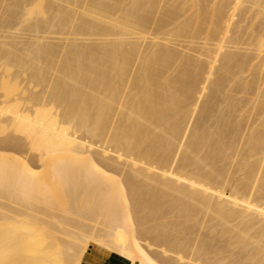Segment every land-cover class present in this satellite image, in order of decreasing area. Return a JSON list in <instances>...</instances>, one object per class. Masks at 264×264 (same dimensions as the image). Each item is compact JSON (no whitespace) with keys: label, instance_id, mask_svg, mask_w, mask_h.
Listing matches in <instances>:
<instances>
[{"label":"bare ground","instance_id":"obj_1","mask_svg":"<svg viewBox=\"0 0 264 264\" xmlns=\"http://www.w3.org/2000/svg\"><path fill=\"white\" fill-rule=\"evenodd\" d=\"M12 1L0 31L34 36L19 50L0 35V134L20 137L0 143L19 154L0 155V199L19 207L0 206V264H264V60L244 49L264 56V14L244 46L238 25L261 2L189 0L184 15L160 0L158 19L159 0ZM189 34L198 53L168 46ZM51 186L59 217L38 206Z\"/></svg>","mask_w":264,"mask_h":264},{"label":"rangeland","instance_id":"obj_2","mask_svg":"<svg viewBox=\"0 0 264 264\" xmlns=\"http://www.w3.org/2000/svg\"><path fill=\"white\" fill-rule=\"evenodd\" d=\"M2 1H3L2 4H1V2H0V6H1V7H0V10H1V8H4V9H5V6H7V5H5V4H6V0H2ZM7 1H8L9 3H11V4H12V2H13L12 0H11L12 2H10V0H7ZM167 1H168V0H167ZM173 1H176V0H170V1H169V4L171 5L172 3H175V2H173ZM178 1H179V2H178ZM178 1H176L177 3H175V4H179L180 2H183L182 0H178ZM198 1H199V0H198ZM198 1H197V2H198ZM202 1H203V2H202ZM202 1H201V2L199 1V2H198V3H199V5H198L199 7H200V6H201V7H202V6H205L206 4L209 3V6L211 5L210 7L212 8L213 5H215V4H217V3L219 4V2L222 3V2H224V1H225L224 3H226L227 1H230V2L232 1V2L234 3L233 0H218V1H217V0H214L215 2L212 1V0H202ZM204 1H205L206 3H205ZM258 1H259L258 3L261 2L260 5H261L262 7H260V6H258V7L255 6V7H254V5H252L253 9H251L252 7L250 6V5H251L250 3H247V4H246V3H243V5H244V4H245V5H244V6L242 5V7H241V8L246 7V8H245V11H246L247 8L250 6V7L248 8V11H250V14L247 13L246 15H248V16H247V19L249 18V19H251L250 21H252V22H250L249 19H248V20L246 19V20H247V21H246V20H245V18H246L245 16H246V15H245L244 18H243V20H244L245 22L242 20V21L244 22V24L241 23V22L238 23V25L240 24L241 28L244 29V31H246V32H244V31L242 30V31H243L242 33H244V34H243V35L241 34V37H240V39L243 38V40H241V42H240L241 44L243 43V46H244V44H245V41H244V40H247V38L250 37V36H248V34H251V32H250V33H249V32L247 33V31H248V30H251L250 28L253 27L254 31H255V30H256V31L258 30L257 32H260V29H261L260 27H261V25H263V24H261V23L263 22L264 19L262 20L260 16H257V17H256L255 14H256V13H261V12H262V14H264V7H263V6H264V5H263V4H264V3H263L264 1H263V0H258ZM8 2H7V4H8L7 7H8V9L5 10L6 12L3 11L4 9L1 10V11L4 13V15H3V17L0 16V18H1V19H2V18L4 19V18H6V16L8 15L9 17H7L6 20L8 19L7 21H10V22L13 21L14 24H16L18 21L14 20V17L12 16L16 11H11V10H14V9H11V8H16V7H15V6L13 7V5L11 6V4L9 5ZM159 2H160V0H159ZM159 2H158V5H159ZM211 2H212L213 4H212ZM230 2H229V3H230ZM3 3H4V5H3ZM164 3H165V2H164ZM164 3H163V1H161V2H160V4H161L160 6H161V7L159 6V8H158V6H157V10H155V17L158 18V19H159V18L161 19V17L163 18L162 12L164 13V11H166V10L169 8V6H170L168 3H166L168 6H166V4H165V6H166V7H165V6H164ZM204 3H205V5H204ZM188 4H190L189 0H184V3H181L180 5H182V6L184 5L183 8H184V11H186V10H188V8H186V7H189V6H187ZM201 4H203V5H201ZM249 4H250V5H249ZM257 5H258V4H257ZM9 6H11V7H9ZM185 6H186V7H185ZM231 6H233V4L230 5V6H228V7H231ZM206 7H207V5H206ZM202 8H203V7H202ZM207 8H208V7H207ZM207 8H206L207 11H205V12L207 13V12L209 11L208 13H211V11H210L211 8H210V10H208L209 8H208V9H207ZM254 8H255V9H254ZM9 9H10V10H9ZM164 9H165V10H164ZM185 9H186V10H185ZM249 9H250V10H249ZM257 9H258V10L260 9L259 12H257V11H258ZM262 9H263V11H262ZM15 10H16V9H15ZM159 10H160V12H159ZM203 10H204V9H203ZM243 10H244V8H243ZM1 11H0V12H1ZM8 11H9V12H8ZM161 11H162V12H161ZM201 11H202V10H201ZM251 11H252V14H251ZM255 11H256V12H255ZM260 11H261V12H260ZM2 12L0 13V15L3 14ZM189 12H190V11L188 10L184 15L189 14ZM202 12H203V11H202ZM5 13H6V15H5ZM200 13H201V12H200ZM206 13H205V14H206ZM254 13H255V14H254ZM202 14L204 15V12H203ZM206 15H207V16H210V14H206ZM239 15H240V14H239ZM263 16H264V15H263ZM11 17H12V18H11ZM31 17H33L34 19H39V20L43 19V18H41L42 15H41V13H39V9H38V7H36V8L33 9L32 13H31ZM201 17H202V16H201ZM239 17H240V16H239ZM250 17H251V18H250ZM253 17L255 18V19H253L254 21L252 20ZM156 18H155V19H156ZM202 18H204V20H206L205 23L207 24V22H208V21H207V20H208L207 18H208V17H207L206 19H205V16L202 17ZM257 18H258V20H257ZM262 18H264V17H262ZM11 19H12V20H11ZM235 19H237V17H235ZM236 22H237V21H236ZM245 23H246V24H245ZM208 24H209V22H208ZM208 24H207V25H208ZM242 24H243V25H242ZM254 26H255V27H254ZM15 27H17V26H13V27H12L13 30H14ZM243 27H245V28H243ZM205 28H208V27L205 26ZM259 28H260V29H259ZM19 29H20V28H19ZM22 29H23V28H22ZM22 29L19 30V31H9V30H6V29H4V30L2 29V30L0 31V35H1V36H5V37H6V36H9V37H7L6 39H2V40H4L5 42H12V43L16 44V48L19 49V50H21V48H23V47H30V48H31V46H28V43L32 41L34 35H33L32 33H30L29 31L24 30V29L22 30ZM247 29H248V30H247ZM253 29H252V30H253ZM5 30H6V31H5ZM11 30H12V29H11ZM206 30H207V29H205V31H206ZM2 31H3V32H2ZM7 31H9V33H8ZM1 32H2V33H1ZM10 33H11V34H10ZM246 35H247L248 37H247ZM11 36H12V37H11ZM41 36H42V35H41ZM43 36H44V35H43ZM48 36H49V37H51V36L53 37V35H48ZM48 36H46V37H48ZM245 36H246V38H245ZM5 37H3V38H5ZM49 37H48L47 39L50 40ZM52 37H51V38H52ZM55 37H56V36H55ZM55 37H54V38H55ZM57 37H58L59 39H63V38H62L63 36H62V37H61V36H60V37L57 36ZM57 37H56V38H57ZM158 37H159L160 40H157V42L159 43V42H161L162 40H161V37H160V36H158ZM166 37H167V36H165V38H166ZM184 37H185L186 39H185ZM184 37L182 38V36H181V38H182L183 40H185L184 42H182L183 40L180 38V36H179V37H175V36H173V37L169 38V39L171 40V43H170L168 46H170L171 48H173L174 50H176V51H178V52H181V53H184V54H187V53H188L187 55H192V54H196V53H198V52H196L195 50L200 49V48H199V45L201 46V44H202V43L197 44V41H198L199 39L197 40V37L195 38V36L192 37V38H190V37H191L190 34H189V35H186V36H184ZM129 38H130V37H129ZM131 38H133V36H132ZM162 38L165 39L164 36H162ZM200 38H201V37H200ZM202 38H203V37H202ZM195 39H196V44H197L198 46H197V45L195 46L193 43H192L191 45L188 44V43H190V40H191V41L193 40V42H195V41H194ZM51 40L54 41L53 39H51ZM51 40H50V41H51ZM148 40H149V41H147V42L150 43V42H151L150 39H148ZM180 40H181V41H180ZM200 40H201V39H200ZM200 40H199V41H200ZM47 41H48V40H47ZM186 41H188V42H186ZM203 41H204V40H203ZM203 41H201V42H203ZM243 41H244V42H243ZM147 42H145V45L148 44ZM185 42H186V44H187L186 48H185ZM163 43H164V42H162V44H163ZM198 43H199V42H198ZM246 43H248V42H246ZM160 44H161V43H160ZM241 44H239V45H241ZM239 45H238V47L240 48L239 50H242V51H237L238 49H235V48L232 47V48H233V51H237L238 54H240V53L243 54V52L245 53V51H243L244 49H246V50L249 49V50L247 51L248 54L251 55L252 57L255 56V58L253 57L254 59H253V62H251V63H254V62L256 63V62H258V61H257L258 59H259L260 61L264 60V58H262L263 54H262L261 57H260V55H259V57H258L257 55H254V54H256V53H255L254 51H252L253 48H251V47L248 46L247 44H245V47H248V48H244V47H242V45H241V47L244 48V49H242ZM190 46H191V47H190ZM194 46H195V47H194ZM236 47H237V46H236ZM238 47H237V48H238ZM145 48H146V46H145ZM184 48H185V49H184ZM232 48H231V49H232ZM193 49H194V50H193ZM231 49H230V50H231ZM186 51H187V52H186ZM192 51H195L196 53H192ZM231 51H232V50H231ZM249 51H251V52L249 53ZM234 53H236V52H234ZM263 57H264V56H263ZM256 59H257V60H256ZM261 59H262V60H261ZM251 63H250V64H251ZM260 63H261V62H259V65H260ZM262 63H263V61H262ZM257 64H258V63H257ZM257 64H254V65H256L257 67H256V66H253V64H251V65H252L251 68H253V69L255 68V71H256V70H259L258 72H257V71L255 72V73H257V74H255V75L258 76V78H260V77L262 76V75L260 76V74H263V72H264V69H263V71L261 70L264 66L261 65V66H262V67H261V66H259V65H257ZM260 68H261V69H260ZM13 70H16V69H13ZM246 71H247V70H246ZM246 71H245V72H246ZM260 71H262V72H260ZM247 72H248V71H247ZM247 72H246V74L244 73L242 76L245 78V76L247 75V76H249V77L247 78V76H246V78L249 79L251 76L248 75ZM259 73H260V74H259ZM249 74H250V71H249ZM24 76H25V75L20 76V77L16 80L17 83H18V82L20 83V85L18 86V87H20V88L25 84V81L23 80V77H24ZM259 76H260V77H259ZM16 81H15V82H16ZM260 82H264V76H263V78H261V81H260ZM13 84H14V82H12L11 84H9V85H8V88H9V87L12 88V87L14 86ZM263 86H264V85H262L261 88H262ZM263 89H264V87H263ZM234 90H235V89H234ZM231 91H232V90H231ZM231 91H230V96L232 95V94H231ZM235 91H236V94H237V95H236L235 93H233V94L235 95L234 98L236 97L235 99H237V100H242V99L245 98V99H247V100L249 99V101H250L251 99H253V98H251V97H252L251 95H253V93L250 95L249 93H247V94H245V93L242 94V93H239L237 90H235ZM238 94H239V95H238ZM242 96H243L244 98H243ZM247 96H249V97H247ZM250 96H251V97H250ZM253 96H254V95H253ZM241 97H242V99H241ZM246 97H247V98H246ZM231 98H233V95L231 96ZM263 98H264V97H263ZM245 99H244V100H245ZM258 99H259V101H260V100H264V99H262V97H260V98H258ZM253 100H255V96H254V99H253ZM253 100H251V102H249L250 104H249V106H248V105L246 106V109L249 108V107L251 108V107L253 106V105H252V104H253ZM251 105H252V106H251ZM246 109H245V110H246ZM249 110L252 111V109H249ZM249 110H248V113L250 112V115H251L250 118H252V116L255 114V112H253V111L251 112V111H249ZM242 112H244V114H246V113H247V110H246V113H245V111H242ZM242 112H241V113H242ZM253 113H254V114H253ZM237 114H239V113H237ZM246 115H248V114H246ZM253 118H255V115L253 116ZM252 120H253V119H252ZM256 121L259 123V120H258V119H257ZM256 121L253 122V123H254L253 126L255 127V129H258V130H259V129H261V128H260L259 125H257V128H256V124H255ZM257 122H256V123H257ZM258 123H257V124H258ZM5 133H6V134H5ZM5 133L3 132V133L0 134V143L2 142V140L5 141V140H6V139H5L6 137H7V138H8V137H9V138H20V137H18V136H15V135L12 134V133H8V132H5ZM3 134L6 135V137H5ZM91 152H92L94 155H96V157L100 158L101 160L104 159L103 161H104L105 163H107V164H109V165H112L113 167L115 166V168L121 170L122 172L119 171V172H121V175L124 174V173H125V175H127V174L129 175V173H131V171H130L129 168H128L129 170L126 169L127 167L124 168L125 166L123 165V163L120 164L121 161L113 162V161H115V160L113 159V158H114L113 155H109V157H106V158H105L104 156H101V155L99 154V152H100L99 149H97V148H95V147L92 149ZM0 155H4V156H6L7 158H9V160H13V158H18V156H19V154H18L17 152H15V151H11V150H8L7 152L0 151ZM27 155H28V154H27ZM29 156H30V155H29ZM108 158H109V159H108ZM105 159H107V160H105ZM114 164H115V165H114ZM117 169H116V170H117ZM128 172H129V173H128ZM53 187H54V186H53ZM53 187H52V186H51V188L48 187V190H46L45 192H49V193L46 194L45 197H44L43 199H42V198L40 199L41 202L39 201V199H38L37 201L40 202V205H39V203H38V206H42L43 203H44L45 198H46V199H49V201L52 200V202H53V203H52V204H53L52 206H54V208H52V206H50V205H49V206H50L52 209H54V212L56 211L55 213L52 211V212H53L52 214L54 215V214H56V213H57V214L59 213L58 215L56 214L57 217H59V215L61 216V214H62V210H61V208L63 207V204H64V198H63V196L61 197V193H58V192H59V191H58L59 189L57 190V189H56L57 187H54V188H53ZM54 189H55V190H54ZM52 190H53V192H52ZM56 191H57V192H56ZM54 192H55V194H54ZM44 194H45V193H44ZM53 194H54V195H53ZM59 194H60V195H59ZM46 196H47L48 198H47ZM2 197H3V196H1V199H0V206H2V207H7V206H4V204H5V205L7 204V205H8L7 208L15 209V206H16V205L12 204V202H11V204L9 205L10 201H8L7 199L2 198ZM51 198H52V199H51ZM4 199H5V200H4ZM6 201H7V202H6ZM37 201H36V202H37ZM34 203H35V202H34ZM50 203H51V202H50ZM1 204H3V205H1ZM36 204H37V203H36ZM41 204H42V205H41ZM11 205H13L14 207H9V206H11ZM32 205H34V204L32 203ZM29 206H30V205H29ZM36 206H37V205H35V207H36ZM49 206H47V207H49ZM16 207L19 209L18 206H16ZM55 208H56V209H55ZM60 210H61V214H60ZM8 215H9V213H8ZM56 215H55V216H56ZM10 216H12V215H10ZM193 229H196V226L193 227ZM193 229H192V231H195V230H193ZM197 229H199V233H197L198 230H196V231H195L196 233H195V232H192V233L194 234V235H193V234H192V235H193V236L196 235L195 237L199 238L202 229H201L199 226H198ZM203 233H204V231L202 232V234H203ZM197 234H198V235H197ZM206 234H207V233L205 232V236H204V234L202 235L204 238L201 236L199 240L202 241L201 238L206 239V238H207V237H206ZM193 236H192V239H193ZM195 237H194V240L196 241L197 239H196ZM199 240H197V241H199ZM197 241H196V242H197ZM200 241H199V242H200ZM235 251H236V250H235ZM235 251H234V252H235Z\"/></svg>","mask_w":264,"mask_h":264}]
</instances>
